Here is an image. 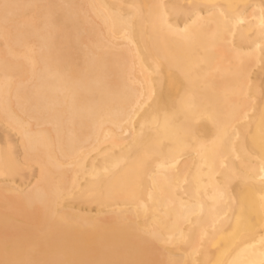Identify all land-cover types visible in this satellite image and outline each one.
I'll list each match as a JSON object with an SVG mask.
<instances>
[{
  "label": "bare ground",
  "instance_id": "obj_1",
  "mask_svg": "<svg viewBox=\"0 0 264 264\" xmlns=\"http://www.w3.org/2000/svg\"><path fill=\"white\" fill-rule=\"evenodd\" d=\"M0 264H264V0H0Z\"/></svg>",
  "mask_w": 264,
  "mask_h": 264
}]
</instances>
